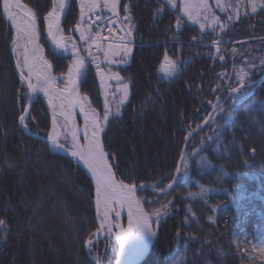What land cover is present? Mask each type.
I'll return each instance as SVG.
<instances>
[{"label": "trees", "instance_id": "trees-1", "mask_svg": "<svg viewBox=\"0 0 264 264\" xmlns=\"http://www.w3.org/2000/svg\"><path fill=\"white\" fill-rule=\"evenodd\" d=\"M22 1L37 13L43 31L52 0ZM119 2L121 15H131L136 44L130 63L119 69L130 81L129 102L103 133L116 177L165 188L190 132L218 107L186 148L210 138L191 155L189 176L181 179V168L164 194L139 191L149 210L154 206L165 215L142 264H264V78L229 94L241 84L236 73L245 59L252 65L246 83L264 74L251 49L258 44V53L264 51V8L217 37L165 0ZM77 20L71 0L63 21L68 33ZM13 39L0 0V264H112L116 255L103 240L87 246L99 227L95 187L72 156L51 149L44 98L33 99L25 113L31 95ZM216 42L223 46L219 52ZM166 55L181 64L171 79L158 71ZM48 56L56 74L67 72L69 59ZM81 91L102 110L91 69ZM102 252L112 257L99 262L95 256Z\"/></svg>", "mask_w": 264, "mask_h": 264}, {"label": "rangeland", "instance_id": "rangeland-1", "mask_svg": "<svg viewBox=\"0 0 264 264\" xmlns=\"http://www.w3.org/2000/svg\"><path fill=\"white\" fill-rule=\"evenodd\" d=\"M165 2L170 8L180 9V16L184 17V19L187 22L197 26L201 31L213 30L214 35L217 37L221 36L222 32L229 29L228 25L230 26L231 23L235 27V24L238 23L239 21H243V19H245L247 15H250L251 13L254 14L255 12H258L259 9L264 8V0H165ZM76 3L78 6V20L77 23H75L74 25L73 33L72 32L68 33L65 30L63 26V22L61 24V28L65 40L64 42L65 47L67 48L76 49L80 46V44L88 43L87 40H90V38H96L93 44L94 46L98 47V51L91 53L88 49H85V51H83L82 53L88 60V64H89L88 71L91 69L99 81L101 87V96H102V100H101L102 110L100 111L99 109H97L92 104L90 97L82 93L81 85L78 88L88 109L91 112H93L94 116L99 120V127L96 130L102 136L103 139V133L109 120L115 116L120 115L129 102L130 81L127 80L121 74L119 69L130 63L132 53L134 51V46L116 45V44H109L99 41L97 39L96 31L89 26V18L91 17L92 13L99 11L105 14L106 18L120 17L121 20L125 23V25L132 33H134L133 31L134 26L131 22V15L129 13H126L125 15H121V13L119 12V5H120L119 0H76ZM63 9H61L60 4H57L55 0H52V8L47 14H49L53 10H56L57 12H60L62 14ZM20 21L24 23H28V25H33L32 22L25 16H21ZM176 27L177 29L181 28V24L179 21ZM43 29H44L43 31L41 29L42 47H44L45 57L51 66L53 76L60 77L57 85L61 89H65L66 87H68V82L66 77L62 76L63 74L60 75L54 72L53 63L48 56L49 53L52 54L54 53L51 51L48 44L47 23L45 21V17H44ZM233 32L235 33V28ZM16 38H17L16 31H14L12 50H13V54L16 56L18 67H20L21 69V63L25 51V47H24L25 37L21 34V38L17 39V41ZM215 46L217 50L223 47L222 44H220V42L219 43L216 42ZM251 49H255L257 52V53L254 52L252 54L254 56H258L257 63H259V65H264V51L261 54L258 53V44L253 45ZM219 51L220 50H218V52ZM18 52H20L21 55H18ZM72 61L73 59H69L68 69L65 74L69 73L70 63ZM251 66L252 65L248 63V59H245L244 64H242L240 68V72L236 73L237 79L241 80V84L246 83L245 81L249 76ZM180 67L181 64L176 57L166 55L163 58L162 63L158 68V71L159 73H161L162 77L166 79H171L177 75L178 71L180 70ZM21 76L22 79L25 81L26 77L22 73ZM47 103L49 106L50 113L52 115V123L48 134L49 137L53 127V112L55 110H58L59 107L56 104H54L53 105V107L55 106L54 109L51 108L52 106H50L48 100ZM55 103L58 102L55 101ZM78 118L80 124H82L83 122L79 114H78ZM21 123L24 126V128L28 129L27 125L25 124L24 117L21 119ZM59 123L61 125L62 130L64 131V137L60 144L61 146L60 149H62L65 152H69L73 154L72 152L74 150L73 143L71 141V136L69 134H65V132L67 131H66V124L64 123L63 118L59 117ZM209 139H198L197 141L195 140L190 143L186 153L187 157L185 155V159L183 161L181 179H186L190 174V164L192 161V159L190 158L191 155L195 156L196 153L199 151V149ZM81 142L82 143L84 142L83 137L81 138ZM109 161L112 165V161L110 160V158ZM115 179L121 182L124 186L125 184L129 185L128 183L123 182L117 179L116 177ZM143 198H147L146 195L143 196ZM95 199H96V195H95ZM147 199H148V203H152L154 201L153 198L151 197H148ZM97 205L98 204H96V207ZM149 212L153 219V223L155 227V236H156L160 224L165 218V215H163V211H161L159 208H155L154 206L153 207L151 206ZM97 214L99 220V227L97 230L98 232L100 231V233L104 231L103 234L104 236L101 239H97L95 243L99 244V241L103 240L107 248H110L114 251L116 257L114 260L112 259L113 262L112 264H116L118 259V254L120 251V245L117 241L116 235L120 231L119 226L122 229H128L129 216L124 215L120 217L117 214L109 215L101 205H98L97 207ZM95 236L94 238H96ZM107 254L109 255V257H112L111 253H106V255ZM103 255L104 253L102 252L101 255L98 254V256L97 255L95 256V258L99 262L103 261V259L107 257L106 255L103 257Z\"/></svg>", "mask_w": 264, "mask_h": 264}, {"label": "bare ground", "instance_id": "bare-ground-1", "mask_svg": "<svg viewBox=\"0 0 264 264\" xmlns=\"http://www.w3.org/2000/svg\"><path fill=\"white\" fill-rule=\"evenodd\" d=\"M55 2L60 4L61 9H63L67 3V0H55ZM5 10L9 20H20V17L24 16L23 11H25L23 8H13L9 3H6ZM60 16V12L53 10L50 16L46 19L47 35L54 49L63 53H69L74 51V49L65 47L62 28H59L56 31L54 30L59 23ZM15 31L17 35L16 41L17 39L21 38V34L25 37L24 47L27 49L33 42L34 35L19 28H15ZM18 55H21L20 52H18ZM28 68L31 71L43 74L54 83H58L60 77L53 76L51 66L45 57L44 47H40L39 50L29 56ZM82 69V59L79 56H75L73 61L70 63V71L65 76L68 82V87L62 89L61 91L63 98L59 97L52 90L53 88L50 80L44 82L27 77L26 75L25 76L29 90L33 97L42 95L49 101L50 106H52L51 108L55 107H53L54 104L59 107L58 110L53 112V127L51 134L49 135L52 147L55 149H60V144L64 137V131L62 130L59 123V117L63 118V121L66 124L67 132H65V134H69L70 136L73 135L77 141L78 147L83 146L81 138L85 135L86 130L83 123L80 124L79 122L78 109L83 110L86 113L91 127L89 143L91 155L90 161L93 168L110 186L125 191V186L115 179V174L109 161L108 154H106L102 149L100 134L96 130L99 127V120L94 116V113L88 109L78 86L75 85V82L80 78ZM69 92H71L70 97L68 96ZM70 98L72 99L74 105L69 103ZM55 101L58 103H55ZM72 152L74 155H76L74 150ZM96 198L98 205H101L109 215L117 214L120 217L124 215L129 216L128 229H122L119 226L120 231L116 235L117 241L120 245V254L116 264H127L129 261H137L140 251L146 240L145 218L142 211L135 205L110 194L104 189H97ZM102 233L103 231L99 234Z\"/></svg>", "mask_w": 264, "mask_h": 264}, {"label": "water", "instance_id": "water-1", "mask_svg": "<svg viewBox=\"0 0 264 264\" xmlns=\"http://www.w3.org/2000/svg\"><path fill=\"white\" fill-rule=\"evenodd\" d=\"M6 3H9L10 6H12L13 8H16V9L17 8L18 9L23 8L25 10V11H23L24 16L27 17L32 22L33 25L30 26V25H28V23H24L20 20H9L7 17V14H6V10H5ZM70 3H71V0H67V3H66L67 5L65 6V8L62 11L59 23H58L57 27L54 29L55 31L58 30L59 28H61V24H62L67 12H68V8L70 6ZM2 9H3L4 19L6 20V22L10 26H12L13 28H19L25 32H30L34 35L33 42L25 50L24 55H23L22 73L24 75H26L27 77H31V78L36 79V80H40V81H44V82L47 80H50L48 77L44 76L43 74L31 71L28 68L29 56H31L34 52L39 50L40 47H42V32H41V28H40V24H39V17L37 16V13L33 10V8L30 5L23 2L22 0H2ZM50 14L51 13H49L45 16V21L50 16ZM47 40H48V44H49L51 51L55 55L65 57V58H71V57L73 58L75 56H79L82 59V61H83L82 73L80 75V78L75 82V85H77L79 87L82 84L84 78L86 77V75L88 73V69H89L88 68V66H89L88 60L83 55L80 46L76 50H74L73 52L63 53V52H60V51H57L56 49H54V47L51 44L49 37L47 38ZM263 78H264V74L259 79L255 80L253 82L245 83V84H242V85L236 87L235 89L231 90L229 92V94H231L233 91H238L239 89H241L243 87L252 86V85L256 84L257 82H259ZM50 82L52 84V88H53L52 90L59 97H62V94H61L62 89L53 81L50 80ZM70 95H71V92L68 93L69 97H70ZM69 103L74 105L71 98L69 99ZM221 104H223V103H221ZM30 105H31V102H30L29 106ZM217 109H218V107H213L212 110L207 115V117L202 121L200 127L195 128L190 132V136L186 140L184 147L182 149L181 156L179 158L177 169L175 172V176H174L173 180L164 189H157V188H155L151 185H148L146 183H139V184H132V185H126L125 184V188L128 191H124L122 189H116V188L110 186L108 183H106V181L104 179H102L100 177V175L93 168L92 163L90 161L91 155H90V143H89V134H90V128L91 127L89 124V120L86 116V113L83 110L78 109V113L81 117L83 125L85 126L86 133L83 136L84 142H83L82 147H78V144H77L75 137L73 135L71 136V141L73 143L74 151L76 154V155L73 154L71 156H73L76 159L79 166L86 172V174L88 175V177L92 181L96 191L98 188L104 189L107 192H109L110 194L115 195V196L119 197L120 199H123L124 201L135 205L136 207L140 208V210L142 211L144 218H145V233H146L145 243H144V245L140 251L138 260L137 261H129L127 264H142L144 259L149 254V251H150V249L154 243V239H155V227H154L152 216H151L149 210L147 209V207L145 206V204L143 203V201L141 200V198L139 197L138 191L146 188V189L151 190L154 193L164 194V193H167L168 191H170L172 189V187L175 185V183H177V181L181 175V168H182L183 161L185 159L186 148L188 146L190 139L193 137L194 133H197L200 130V128H202L207 123V121L210 119V117L213 115V113ZM100 142H101L102 149L104 150V152L106 154H108V152H106V150H105L104 142H103L101 135H100ZM78 151H79V154H78ZM96 202H97V199H96ZM119 254H120V251H119ZM119 254H118V257H119Z\"/></svg>", "mask_w": 264, "mask_h": 264}, {"label": "built area", "instance_id": "built-area-1", "mask_svg": "<svg viewBox=\"0 0 264 264\" xmlns=\"http://www.w3.org/2000/svg\"><path fill=\"white\" fill-rule=\"evenodd\" d=\"M89 26L97 33V39L101 42L116 45H133V35L121 19H109L101 12H94L89 20ZM96 38H90L88 43L83 44L84 49L91 53L98 51L93 42Z\"/></svg>", "mask_w": 264, "mask_h": 264}]
</instances>
